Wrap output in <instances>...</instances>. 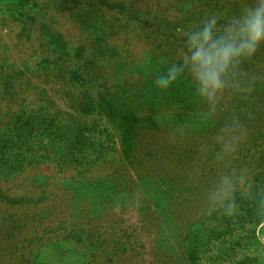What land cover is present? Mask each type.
<instances>
[{
  "label": "rangeland",
  "instance_id": "1",
  "mask_svg": "<svg viewBox=\"0 0 264 264\" xmlns=\"http://www.w3.org/2000/svg\"><path fill=\"white\" fill-rule=\"evenodd\" d=\"M110 1H122L139 11L138 15L147 13L150 18L157 17L181 27L175 35L176 46L183 45L184 33L195 27V21L200 24L205 21L201 11L206 18L218 16L223 20L246 2ZM206 3L209 6L204 8ZM94 7V0H0V143L8 141V147L10 143L14 163H25L21 169L15 168L13 163L4 161L6 150H0V165L7 164L0 170V191L20 196L33 178L36 185L46 182L48 186L43 189L48 194L47 217L63 218L71 215L69 197L73 192L72 185L65 182L77 175L79 166L73 162L64 164L59 156L64 153L67 161L79 153H102L105 162L99 165L97 161L87 175L113 181L97 191L101 201L110 200L111 208L107 205L104 210L90 204L92 216L99 218L100 223L94 224L97 229L92 231L96 244L89 248L80 264H187L186 254L178 246L129 251L126 241L133 229L128 225L132 220H143L152 231L149 235L162 233L170 237L177 233L171 221L202 220L210 225L219 209L208 208L205 192L220 172L244 177V189L236 193V206L246 202L251 194L264 198V108L260 110L261 121L241 120L218 109L216 120L199 127L193 135L195 132L183 122L177 123L172 118L173 106L161 104L150 120L126 126L133 132L130 143L134 164H122L118 134L112 123L118 131L124 130L125 123L115 122L113 115L108 121L99 110L108 113L111 110L95 104L108 92L118 93L121 88L134 96L143 82L139 70H144L148 79L153 80V72L159 66L149 53L157 47L168 51V47L159 44L156 35L147 36L141 25L113 15L106 7ZM96 11L99 18L93 19L91 14ZM47 27L57 31L63 43L57 41L56 46L52 45L44 36ZM52 48L62 55L54 66L50 62L58 55L51 54ZM74 54L80 59L71 58ZM176 56L180 57L181 53ZM71 71L81 75L88 71L89 82L71 76ZM132 109H136L133 100L126 107ZM140 113L150 116L146 111ZM39 117L50 128L43 133V128L37 125ZM226 128L232 142V151L227 155L216 140ZM35 155L50 158L53 163L36 165L39 162ZM4 197L7 195L0 196ZM90 200L93 201L91 196ZM14 211V207L0 201V222L7 226L0 241V264H26V257H20L26 253L24 243L13 246L8 241L9 237L21 238L24 233L6 234L7 217ZM65 233L64 228L57 231V234ZM237 235L244 237L245 232ZM55 253L61 255V250ZM230 254L228 245L217 244L197 264H229ZM50 257H53L51 252L44 255L47 261ZM244 257L254 259L253 264H264L261 226L256 229L253 245L241 250L236 259L240 261Z\"/></svg>",
  "mask_w": 264,
  "mask_h": 264
},
{
  "label": "trees",
  "instance_id": "2",
  "mask_svg": "<svg viewBox=\"0 0 264 264\" xmlns=\"http://www.w3.org/2000/svg\"><path fill=\"white\" fill-rule=\"evenodd\" d=\"M110 2L113 1L94 0V9H96L97 6L106 7L110 12H114L113 15L123 17L129 22L132 21L141 25L143 30L147 33V36L150 34L156 35L159 44L161 43L162 46L168 47V51L161 47H157L149 53L152 61L159 63V66L155 72L152 71L154 74L153 80L148 79L144 70H139L143 82L141 89L134 96L128 94L121 88L118 93L108 92L95 104L97 106L100 104L105 105L111 110V113H108L109 111L106 112V110H99V114L106 117L108 121H110L109 116L113 115L115 122L119 121L125 123L122 125L124 126L122 127L124 129L123 131H118L114 122L112 124L114 126V131L118 134L120 145L119 160L122 164L130 166L134 164L133 149L130 143L133 132L126 126L133 122L150 120L151 117L158 112L161 104L168 103L170 106H173L174 114L172 118L177 123L183 122V125L187 129L195 132L191 133L193 135L197 134L199 127L206 124L209 125L211 121H215L218 113L212 115L213 118L212 116L209 117L206 114L207 109L205 106L202 107L203 105L192 95L185 81H178L166 92H162L154 84L158 74L165 72L169 66L176 64L180 59L176 54L178 52L181 53L184 47V40H182L183 45L176 46L178 40L175 39V35L177 32L180 33L181 27L172 25L170 22L165 23L157 17L150 18L146 15L147 13L138 15L139 11H135L133 8L126 6L122 1H116L115 3ZM208 6V4L204 5V8ZM211 10L213 11L214 9ZM239 10L240 9H233L231 14H227L223 20L220 19L219 23H226L227 19L237 14ZM200 13V16L206 20L207 18L204 16V12L201 11ZM98 14L99 13L96 11L94 14H91V17L93 19H98ZM88 22H91V20ZM201 24L198 20L195 21V26ZM47 28L44 36L45 38H49L52 45L56 46L57 41L63 43L64 39L57 31L49 27ZM99 28L100 27H98V29ZM146 28L150 30H146ZM101 35L103 36L102 33ZM159 50L160 53H158ZM51 54L56 57L58 55V58L50 62L51 65H58V61L62 59L59 50L57 51L52 48ZM78 56V54H74L71 58H77ZM113 56L117 55L113 53ZM78 59L80 58H77V60ZM77 72L78 71H71L70 75H75L81 82H89L90 79L88 78L90 75L88 71H84L82 75L77 74ZM238 88L239 90L233 88L230 94L225 96L218 109L223 110L229 116H234L241 120L261 121L262 115L260 110L264 108V50L258 53L254 59L241 65L239 69ZM132 100L134 101L136 109L126 110V107L131 104ZM126 102H128V104ZM141 111H146L150 116L144 117L140 113ZM37 125L43 128L42 133L50 129L46 125L45 119L43 120V118L40 117ZM7 144L8 141L0 143V150H6L7 154V158L4 161L13 163L15 168L21 169L25 163H14L16 162L15 158H12L14 149L10 147V143L9 147ZM42 146L43 145L38 146L39 149ZM63 155L64 153H61L59 158H61L60 160H62L64 164L73 162L74 166H79L77 175L65 182L67 185L71 184V189H73L69 197L70 209H68L71 215H65L66 217L64 216L63 218L47 217V214L50 213L47 211L48 194L45 192L46 190L43 189V187L48 186V184H45L46 182L36 185L33 178L31 184H26L23 187L25 191L20 196L14 195L15 193L0 191V196L7 195L4 199L0 198L1 203L3 204L5 202L15 209V211L7 217L9 221V231H7L6 234L19 232L21 236L23 232L25 235L21 236V238L18 236L16 238L9 237L8 241L13 246L21 245L20 243L22 242L24 243L26 253L20 254V257H22V255L26 257L24 262L26 264H47L48 262H50V264H59L60 262H63V264H80L84 262L89 248H92L93 245L96 244V242H93L95 236L92 234V231L97 229L94 224L100 223L99 218L92 216L93 212L90 208V204H96L104 210L108 208L107 205L111 208L110 203H108L110 200L108 201L106 198L104 199L106 201H101V198L97 195V191L99 190L98 187H101L105 183V185H108L107 183H112L113 181L87 175L91 172L89 168H92L97 161L99 165L105 162L104 155L98 152H92L90 155L79 153L67 161L64 160ZM93 155L96 157L93 158ZM10 156L11 159L9 160L8 158ZM35 156L37 157L36 162H39L35 163L36 165H48L53 163L50 158L40 157L38 155ZM5 167H7V164L0 165V170H4ZM138 178H140V176ZM85 192L89 195L86 196V194H83ZM90 196L93 201L90 200ZM115 198L116 197H113V199ZM245 209V212L238 213V211ZM215 214L214 218L211 219L212 223L210 225H205L202 220L179 221L178 219L177 221H171L177 230V233L171 237L157 232L155 235H149L152 231L147 228V224L144 223L143 220H132L128 225V227L132 225L131 228L133 230L128 235L126 243L129 244V246L127 248L129 251L134 252L136 250H152L154 248L165 249L167 247L173 248V246H178V248L181 247L183 253L186 254L184 262L187 264H197V262L199 263L201 259L212 252L215 245L224 244L228 245V248H230L231 254L229 256V264H253L254 259L251 257H244L240 261H237L236 258L239 256L241 250L253 245V242L256 240V229L258 227L261 226V229L264 231V198H259L251 194L246 202L240 203L239 207L236 206L234 214L226 216L221 210L215 212ZM22 215H24V219H22ZM54 223H58L59 225L55 226ZM119 225H121V223H119ZM63 228L66 230V233L64 235L57 234V231ZM5 230H7V226L0 222V241L2 240V234H4ZM238 232H245V236L242 237V235H237ZM117 243L118 242H116V244ZM59 250H61V255L55 253ZM47 252L53 254V257H50L48 261L47 258H44ZM220 254L222 255V253ZM222 256H225V253Z\"/></svg>",
  "mask_w": 264,
  "mask_h": 264
},
{
  "label": "clouds",
  "instance_id": "3",
  "mask_svg": "<svg viewBox=\"0 0 264 264\" xmlns=\"http://www.w3.org/2000/svg\"><path fill=\"white\" fill-rule=\"evenodd\" d=\"M212 16L184 33L179 61L156 76L154 84L166 92L178 81H185L196 100L214 115L230 91L238 88L239 69L264 50V0H246L239 12L219 23ZM225 155L232 151L229 130L217 135ZM243 176L220 172L205 192L210 210L224 215L235 212V197L244 189Z\"/></svg>",
  "mask_w": 264,
  "mask_h": 264
}]
</instances>
